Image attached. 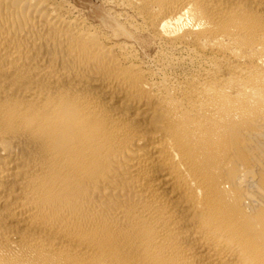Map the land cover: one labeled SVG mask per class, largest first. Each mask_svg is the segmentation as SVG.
<instances>
[{"label":"bare ground","instance_id":"6f19581e","mask_svg":"<svg viewBox=\"0 0 264 264\" xmlns=\"http://www.w3.org/2000/svg\"><path fill=\"white\" fill-rule=\"evenodd\" d=\"M101 1L0 0V264H264V0Z\"/></svg>","mask_w":264,"mask_h":264},{"label":"rangeland","instance_id":"374dc122","mask_svg":"<svg viewBox=\"0 0 264 264\" xmlns=\"http://www.w3.org/2000/svg\"><path fill=\"white\" fill-rule=\"evenodd\" d=\"M71 1H74L76 3L78 2V4L81 7H84L83 9L86 13H90V14L92 13L93 14L94 11H96L98 13V15H96L97 19L101 18V16H103L105 14L104 5H103V2L101 0H71Z\"/></svg>","mask_w":264,"mask_h":264}]
</instances>
